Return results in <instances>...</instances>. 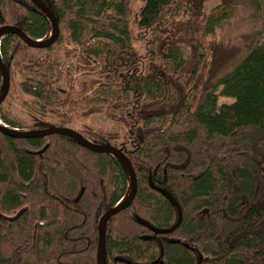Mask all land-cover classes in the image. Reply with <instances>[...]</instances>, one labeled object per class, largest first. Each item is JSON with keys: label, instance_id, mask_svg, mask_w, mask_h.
Returning <instances> with one entry per match:
<instances>
[{"label": "trees", "instance_id": "16d2710c", "mask_svg": "<svg viewBox=\"0 0 264 264\" xmlns=\"http://www.w3.org/2000/svg\"><path fill=\"white\" fill-rule=\"evenodd\" d=\"M43 1L59 23L53 43L0 35V123H76L130 161L137 192L105 225L106 264H264V0H218L252 18L227 40L206 0ZM3 25L32 40L52 28L29 0H0ZM99 112L113 126L92 123ZM129 191L115 155L64 133L0 131V264H98L99 219ZM175 202L182 220L165 232Z\"/></svg>", "mask_w": 264, "mask_h": 264}, {"label": "water", "instance_id": "95a60500", "mask_svg": "<svg viewBox=\"0 0 264 264\" xmlns=\"http://www.w3.org/2000/svg\"><path fill=\"white\" fill-rule=\"evenodd\" d=\"M31 1L36 7H38L49 19L52 28L53 33L50 34V36L45 40H32L28 38L19 28L16 26H10V25H3L0 26V35L6 32H14L18 34L20 37H22L27 44L33 47H46L53 43L56 38L59 35V23L58 20L54 14V12L47 6V4L43 0H29ZM0 73L2 76V92L0 94V104L3 101V99L6 97L9 86H10V77L7 69L5 68L3 61L0 57ZM0 131H2L4 134L11 136L13 138H37V137H45L47 135L55 134V133H64L67 135H70L77 140H79L86 148L95 151V152H108L112 155L117 156L120 160H122L129 172V178H130V191L127 193L125 197V201L122 203H118L116 206L110 208L107 210L99 219L98 222V245H97V262L98 264H106V250H105V243H104V228L108 220L114 215L117 214L119 211L127 207L132 200L134 199L136 192H137V181H136V175L134 173V170L132 168V165L130 161L124 156V154L116 147H107V146H101L94 144L93 142L85 139L78 131H76L74 128L69 126H54L42 130H26V129H18V128H11L7 125L0 124ZM151 186H153L151 182ZM163 192V191H162ZM165 194V193H164ZM178 211H179V219L177 223L168 231L169 232L173 229H175L176 226H178L182 220V210L177 202H175ZM157 232V231H156ZM164 232V231H159ZM120 262L125 261L124 258H118ZM151 264H157V261L152 262Z\"/></svg>", "mask_w": 264, "mask_h": 264}, {"label": "rangeland", "instance_id": "374dc122", "mask_svg": "<svg viewBox=\"0 0 264 264\" xmlns=\"http://www.w3.org/2000/svg\"><path fill=\"white\" fill-rule=\"evenodd\" d=\"M219 4L218 0H206L204 4V12L205 14H210L212 13V18L214 19H225L226 20L223 22L221 25V28H217L215 30V38L222 40H227L232 38V36H237L235 34L237 33H243L246 30H250L252 26L250 25L252 23V18L250 19L247 15L250 13V11L247 10H242L240 7H235L233 5L225 7L223 10L220 8H216V6ZM228 21V22H227ZM53 33V29L50 26V30L48 34ZM264 34V32H263ZM48 37V36H47ZM47 37L45 39H47ZM42 39V40H45ZM263 41H264V36H263ZM135 43L137 46L144 47V41L142 38L138 37L135 40ZM180 51L183 52L184 54L186 53V49L181 47ZM219 92V91H218ZM232 97H227L223 95L218 94V104L222 103H231L233 102ZM22 118H25L22 116ZM90 121L98 126H105V127H111L113 126L112 124V119L105 113H97L95 115H92L90 117ZM25 122H27L25 120ZM1 124V123H0ZM77 126V124H72L71 127ZM124 201V198L121 199L119 203Z\"/></svg>", "mask_w": 264, "mask_h": 264}, {"label": "bare ground", "instance_id": "6f19581e", "mask_svg": "<svg viewBox=\"0 0 264 264\" xmlns=\"http://www.w3.org/2000/svg\"><path fill=\"white\" fill-rule=\"evenodd\" d=\"M124 201H125V197H124ZM124 201H122V202H124ZM122 202H121V203H122Z\"/></svg>", "mask_w": 264, "mask_h": 264}]
</instances>
